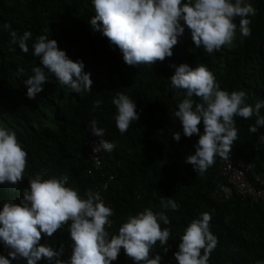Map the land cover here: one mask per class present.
I'll return each mask as SVG.
<instances>
[{
  "label": "trees",
  "instance_id": "obj_1",
  "mask_svg": "<svg viewBox=\"0 0 264 264\" xmlns=\"http://www.w3.org/2000/svg\"><path fill=\"white\" fill-rule=\"evenodd\" d=\"M248 2L256 9V14L249 17L251 35L241 37L240 18L236 17L237 35L231 47L209 55L203 48L195 47L190 30L185 28L172 57L152 66L132 67L125 64L116 46L110 45L100 32L92 31L89 20L97 14L92 0H0V126L15 131L28 153L23 180L17 185H0V210L6 201L19 203L24 189L30 187L29 180L38 173L45 179L68 175L66 187L77 189L82 198H87L89 190H102L108 182V189L101 193L114 212L110 217L112 227L106 226L111 234H117L129 216L145 208L165 211L160 204L162 197L180 204L177 211H166L169 225L161 222L162 228H171V236L167 253L160 248L159 241L152 250L153 256H162L160 264H178L174 253L180 237L188 224L204 212L211 214L210 230L218 238L208 264L264 261V204L241 196L219 203L212 197V191L226 182L220 174L219 157L204 175L185 163L186 157L194 153L199 136L185 137L175 117L184 96L182 90L171 86L175 68L169 67L186 63L195 68L203 64L214 74L221 89L246 91V103L252 106L264 100V0ZM5 24L10 27L5 29ZM12 31L18 35L31 32L27 54L10 43ZM40 35L55 39L58 48L73 61H83L84 71L91 73V93H70L54 74H48L43 91L34 99L27 97L24 81L33 75V67L42 66L40 58L32 55V45ZM19 68L25 70L23 77H17ZM117 92L129 95L139 114V120L132 122L123 135L116 127L117 109L112 103ZM96 100L103 101L99 108H93ZM193 100L199 102V98ZM93 119L105 129L103 138L116 145L112 152L100 151L103 166L98 169H93L84 152L86 139H101L88 127ZM235 120L238 139L232 155L250 159L263 170L264 143L259 142V136L264 135V127L252 133L249 125L255 124V116ZM198 127L203 134L202 121ZM174 132H180L179 142L172 138ZM69 226L70 222L53 237L44 236L41 240V244L56 250L62 244L64 260L72 251ZM7 252L0 242V254L7 257ZM11 264L27 262L18 259ZM37 264L48 262L41 260ZM112 264L135 262L122 248Z\"/></svg>",
  "mask_w": 264,
  "mask_h": 264
},
{
  "label": "clouds",
  "instance_id": "obj_2",
  "mask_svg": "<svg viewBox=\"0 0 264 264\" xmlns=\"http://www.w3.org/2000/svg\"><path fill=\"white\" fill-rule=\"evenodd\" d=\"M92 3L97 13L89 20L92 31L106 37L110 45L120 50L125 64L132 67L152 66L157 61L163 62L172 57L173 48L185 28L190 30L195 47L203 48L209 55L225 46L231 47L237 35L235 18H240L241 37H248L252 23L249 17L256 14V9L248 0H92ZM9 27L4 25L5 29ZM31 36L29 31L22 35L12 31L10 43L18 45L27 54ZM32 55L40 58L42 66L33 67V75L24 81L28 86L26 95L29 99H34L36 94L43 91L48 74H54L70 93L92 92L91 73L84 71L83 61L70 59L64 50L58 48L55 39L40 35L32 45ZM169 67L175 68L170 78L171 86L182 90L184 96L175 117L182 125L185 137L199 136L194 153L186 157L185 163L191 164L196 173L204 175L219 157L220 174L226 178V182L216 189L227 191L224 187L229 184V177L221 172V165L222 159L229 158V153L235 158L232 155L233 145L238 139L235 117L249 120L255 116V124L249 125V131L257 133L259 128L264 127V114L261 113L264 100L252 106L246 103V91L221 89L214 74L203 64L195 68L186 63L179 66L170 64ZM24 71L19 68L17 77H23ZM193 97L199 98V102L194 101ZM102 103L101 100L94 101L93 108H99ZM112 103L117 109L116 127L123 135L132 122L139 120L136 104L122 92L116 93ZM201 121L203 134L198 127ZM88 127L94 136L101 138L84 141V152L93 169H98L92 157L94 149L99 151L101 167L100 151L112 152L116 145L103 138L105 129L99 127L95 119L89 121ZM172 138L179 142L180 132H174ZM259 142L264 143V135L259 136ZM235 159L255 164L250 159ZM27 164L28 153L16 132L0 126V185L19 184L25 177ZM255 169L264 171L259 170L256 164ZM68 181V175L45 179L38 173L29 180L30 187L24 189L19 203L11 200L3 203L0 210V242L8 249L7 257L11 259L0 254V264H11L12 260L18 259L26 260L27 264H37L41 260H46L48 264H112L118 259L122 248L135 264H160L162 256H153L152 250L159 241L160 248L167 253L171 228H162L161 222L170 224L166 211H177L179 203L172 198L162 197L160 204L165 211L154 212L151 208H145L129 216L117 234H111L106 226L112 227L110 217L114 212L107 206L106 198L101 193L108 189V182L106 188L89 190L86 192L87 198H82L77 189L66 187ZM216 189L212 191V197ZM211 219V214L204 212L185 228L178 250L174 253L178 264H208L218 244V238L210 230ZM69 222L72 251L70 257L64 260L62 244L56 250L49 244H41V240L44 236L53 237ZM258 264H264V261Z\"/></svg>",
  "mask_w": 264,
  "mask_h": 264
},
{
  "label": "built area",
  "instance_id": "obj_3",
  "mask_svg": "<svg viewBox=\"0 0 264 264\" xmlns=\"http://www.w3.org/2000/svg\"><path fill=\"white\" fill-rule=\"evenodd\" d=\"M98 149H94L92 157L96 167L100 166ZM221 172L229 177V184L222 189H216L213 197L225 202L235 194L250 197L257 203L264 204V171H256L255 164L244 159H235L229 153L227 160L222 159ZM107 183L104 185L106 188Z\"/></svg>",
  "mask_w": 264,
  "mask_h": 264
}]
</instances>
